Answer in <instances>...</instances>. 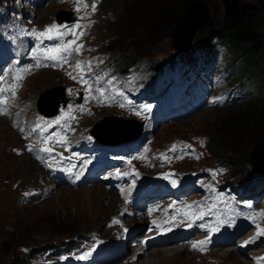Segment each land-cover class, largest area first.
Masks as SVG:
<instances>
[{
	"label": "rangeland",
	"instance_id": "374dc122",
	"mask_svg": "<svg viewBox=\"0 0 264 264\" xmlns=\"http://www.w3.org/2000/svg\"><path fill=\"white\" fill-rule=\"evenodd\" d=\"M3 1L0 0V3ZM11 1H13V5L5 17L4 24H6V27L2 28L4 33L0 44L1 47L7 48V52H3L2 55L3 57L8 56L10 62L3 69L21 63L18 64V68L26 65L27 70L31 71L32 74L27 79L21 80L17 87L12 86L8 91L10 94L7 95L9 96L7 101H11L12 105L8 104L11 109H6V122L4 121L1 124L4 129L0 130V264H46L41 258H46L50 252L35 257L38 250L46 247L50 249V245H54L59 241L64 243L75 242L77 237H83L92 232L104 233L112 218L117 217L124 207L122 201L119 200L121 203H118V208L110 211L113 205H108V201L114 199L116 195L107 190L102 183H95L91 185L94 186L91 188L103 190L106 193L103 194L104 198L91 197L89 202L84 199L85 194L89 193V189L71 183L77 182L88 171L86 170L80 177L76 174L77 167L84 159L98 160L92 152L93 147L79 139L80 131H78V127H80V122L78 120L80 117H84L80 128L85 131H81L83 136L86 132H90L101 119L121 115L118 112L122 107V101L120 100L115 99L117 104L113 105L111 103L112 106H108L106 109H101V105L93 107L90 100L93 98V92L96 93V89L100 88L95 85H101L102 82L105 84L108 81V86H111L113 82H117L115 78H111L116 65L120 70H116L114 76L123 77L124 74L120 75L121 71L131 66L130 68L133 67L131 70H134L133 75L138 74L145 77L149 66L155 70L156 66L154 65L162 66L165 63L167 64L170 59L178 57L176 55L179 51L173 47L170 38V34L176 25L167 37L163 35V38L154 46L148 56L137 58V56L129 53L122 60L117 61L118 54L114 52L115 47L106 51L102 44L107 41L109 29H113L111 26L113 12L121 11L125 4L126 7H129L131 0H89L87 3L86 0H80L79 4L77 0H63V2L61 0ZM254 4L261 12L260 33L264 40V0ZM92 5H95L94 11ZM208 6L212 18L211 22L225 17L223 5L219 0H216L215 6ZM77 7L80 8V11L76 10ZM19 8L21 12L25 11L22 13L23 17ZM106 9L108 10L107 16L104 14ZM69 10L77 18L74 25H65L58 28L57 32L50 33L51 39H48L47 36L37 39L32 31L33 29L37 33L43 32L46 25L51 26L55 23V19L60 13ZM21 20L25 21V28L17 27L20 25ZM76 25H79V27H76ZM203 29L194 35L192 42L188 45L189 47L194 45V39ZM81 33L83 34L81 35ZM164 33L167 34L166 31ZM67 39H76L83 46L78 52L70 50L65 57L58 55L55 59H48L47 57L52 56V51L49 50L58 48V44ZM86 52L89 53V58L85 55ZM225 56L226 53L223 54L222 52L219 69H216L215 66L211 69V91L215 95L229 96V88L232 92L234 89L231 86L235 85H241V90L244 92L247 89L249 91L252 82L249 76L243 75L242 71L244 70L242 65L245 59L242 60V56H235L231 61L228 57L229 59L226 61ZM204 60L205 55L198 59L197 66L190 68L185 74L199 69ZM136 61H139L138 64L135 63ZM77 63L80 65L79 68L76 67ZM37 64H39V67H37ZM257 64L256 73L261 71L264 60ZM235 67L237 71L232 72ZM227 69L232 72V79H226L223 85H218L217 79L222 76L221 70L225 71ZM3 75L4 71L0 75V80ZM183 75L179 78L181 79ZM86 77L89 81L83 80ZM5 85L13 84L10 80L6 83L0 81L1 89L5 88ZM65 87L70 91L71 103L68 107L49 121H41L42 119L35 118L32 111L36 110V103L40 102L42 93L51 90L59 94L61 88ZM79 93H82V102L76 105L75 102ZM161 95L160 103L155 99H142L134 102V109L138 110L136 114L141 119H146L145 123L148 125L153 140L152 146L158 150L156 152L164 153L167 156V164L165 160L155 162L153 169L157 170L158 173L162 172L163 169L171 172L166 178H160L164 193L168 197L182 201L188 195L194 197L213 193L208 181L212 180L213 177L218 178V171L214 166L217 162H223L228 167V171L220 175L225 180L224 182H228L230 176L237 171H240L239 176L243 177L245 173L254 169L250 162L247 166L240 168L241 159H237L233 154L230 155L218 150L213 151L210 145V142L213 144L227 138L228 125L239 120L245 111L246 104L250 101L248 97L221 108L204 107L191 117L170 121L166 119L162 112L163 104L168 98L164 94ZM145 107H152L153 111L146 110ZM159 113L160 119L157 115ZM70 118L77 121H72ZM77 122L79 123L77 124ZM15 123L19 129L18 133L12 128ZM108 125L116 124L108 123ZM27 126H33L32 133L29 134L23 131L22 127ZM105 127H107V124L100 126L99 130L105 129ZM25 134H28L27 137L30 139V143L23 141V137H26ZM139 134L140 129L137 128L125 135L112 137L110 143L116 144L122 140H129L138 137ZM242 137L245 147L253 144V147L249 149L250 158L251 152L257 143L264 140V135L255 138L251 132H244ZM187 143L194 147H188ZM81 148H85L87 153L80 152L84 156L77 158V153ZM43 149H50V152L43 151ZM202 153L204 158L197 160L196 158L200 157ZM146 161L151 164L154 162L151 159ZM143 162L140 163L141 166ZM207 167H214L215 171L212 170L208 173L205 170ZM261 170L257 172H261ZM192 172L196 173L195 176H191L193 180L189 179V173ZM216 185L219 189H222V183ZM174 188L179 190L175 191ZM30 192L34 195L31 199L26 195ZM229 201L230 204H233L231 200ZM253 202L254 200L249 201V203ZM259 202V206L264 205V193L261 195ZM257 215L255 223H260L263 226L264 210L259 218ZM133 217L135 216H132V220L136 221V217ZM137 225L141 227L136 226L135 230L144 228L143 222H137ZM247 227H250L251 230H247ZM253 227L249 223L240 224L229 235L236 239V234L238 235L246 229L241 236L242 239H234V241L224 243L226 248L212 249L206 255L191 253L187 248L179 245L174 249H169L170 247L155 249L148 245L147 249L143 248L142 253H147L149 250H152L151 252L158 250L159 252H166L167 255L158 252V255H149V257L138 263L264 264V234L252 239L251 245H255L254 248L251 246L242 250L237 247L238 244L243 242L246 244L247 240L254 237L252 236L254 235V232H252ZM118 232H120L119 228ZM113 235H116V233H113ZM141 236L137 235V237ZM221 239H224V237L220 236L213 239V245ZM139 246L142 247L143 245ZM182 248L187 249L188 253ZM174 252H177L175 256L173 255ZM66 255L68 253L55 257L54 261L49 262V264H57L59 261V264H71L72 260L63 259ZM130 256L132 257L133 253ZM118 263L130 264L127 259Z\"/></svg>",
	"mask_w": 264,
	"mask_h": 264
},
{
	"label": "trees",
	"instance_id": "16d2710c",
	"mask_svg": "<svg viewBox=\"0 0 264 264\" xmlns=\"http://www.w3.org/2000/svg\"><path fill=\"white\" fill-rule=\"evenodd\" d=\"M193 1L195 0H131L129 7L125 4L121 11L113 12V29H109L107 41L102 47L106 51L115 47L117 61L129 53L137 58L148 56L163 35L167 37L173 27L181 21L185 10ZM204 1L208 5H216V0ZM258 2L260 0H242L234 18L223 17L211 22L194 39L195 46H192L211 49L215 45H221L226 49V61L229 58L231 61L235 56L245 59L242 71L243 75L250 77L252 85L249 92L253 97L246 104L239 120L228 125L227 138L213 144L210 142L213 151L233 154L237 159H241L240 168L248 165L249 149L253 147V144L245 147L242 137L244 132H251L255 138L264 135V65L259 74L256 73L257 63L264 60V40L260 33L262 17L259 8L254 4ZM104 14L107 16V9ZM155 66L156 69L160 67L158 64ZM233 71L236 72L237 68H233ZM239 175L240 171L233 174ZM245 176L240 178H246Z\"/></svg>",
	"mask_w": 264,
	"mask_h": 264
},
{
	"label": "water",
	"instance_id": "95a60500",
	"mask_svg": "<svg viewBox=\"0 0 264 264\" xmlns=\"http://www.w3.org/2000/svg\"><path fill=\"white\" fill-rule=\"evenodd\" d=\"M219 1L223 5L224 16L227 18H234L239 10L241 0H219ZM209 12H210V8L204 0L193 1L185 10V13L181 21L177 23L176 26L174 27L173 31L170 34V38L171 40L174 38V34L177 31V29L180 28L181 31L180 26L182 24L185 25L191 24V21H193L194 28L189 30V32H186L184 31L185 27H183L182 31L180 32V35L182 33L186 35L184 37L187 39L186 44L185 46H183L184 48L177 49V47L174 45L176 42H174L172 43L173 47L176 48L178 51L187 50L189 47L188 45L192 42L194 35L211 23L212 18ZM57 20L59 23L71 21L70 18L64 17L62 15H60V17H58ZM63 91L64 88H61L60 95L54 93L51 90H47L44 93H42L41 100L38 104L39 112L45 117H50L55 115L60 103L63 102V98H64L62 94ZM42 103H44V105ZM101 123L103 122H100V124ZM91 134L94 135V133ZM249 162L252 165V167L255 168L257 171L258 170L260 171L262 168L264 169V140L257 143L255 148L252 150L249 158ZM263 169L261 170V172L263 171Z\"/></svg>",
	"mask_w": 264,
	"mask_h": 264
},
{
	"label": "bare ground",
	"instance_id": "6f19581e",
	"mask_svg": "<svg viewBox=\"0 0 264 264\" xmlns=\"http://www.w3.org/2000/svg\"><path fill=\"white\" fill-rule=\"evenodd\" d=\"M181 31H182V29H183V27H185L184 28V31H186V32H189V30H191L192 28H194V26H193V21H191V24H187V25H185V24H182L181 26ZM190 28V29H189ZM180 28L179 29H177V31L175 32V34H174V38L172 39V43H174V42H176L174 45L177 47V49H179V48H184L183 46H185V44H186V38H184L186 35L185 34H181L180 35ZM178 41H177V40ZM48 71V70H47ZM46 71V72H47ZM9 93V92H8ZM10 94V93H9ZM59 95H60V93H59ZM0 98H1V94H0ZM45 101V100H44ZM43 105H44V103H42ZM4 104H1L0 103V112H4ZM88 115V114H87ZM94 115V114H93ZM92 115V116H93ZM94 117V116H93ZM92 120V119H91ZM6 122V117H2V115L0 116V130H3L4 128L2 127V123L3 122ZM108 123H114V124H118V123H116V122H114V121H107V122H105L104 124H107L108 125ZM118 125H120L121 127H124V126H122V124H118ZM126 125H128V127H125V128H120V129H117V130H111V129H109V131H107L106 130V127H105V129H100L101 131V133H103V134H105L106 136H107V138H112V137H114V136H119V135H125V134H127V133H129V132H133V130L134 129H136V126L135 125H132V123H129V124H126ZM84 127V126H83ZM83 129V128H82ZM21 130V129H20ZM104 130H106V132H103ZM16 132V131H15ZM98 132H99V130H98ZM17 133V132H16ZM23 134V133H22ZM19 135V134H18ZM17 135V136H18ZM25 136V135H24ZM21 137V136H20ZM13 138H14V135H13ZM24 138V137H23ZM19 140V139H18ZM17 140V141H18ZM24 148V147H23ZM12 150V149H11ZM263 165V164H262ZM256 168H258V167H256ZM91 187H94V186H90V187H87V189H89V193H87V194H85L86 196H84V199H85V201H87V202H89L90 201V199H91V197L92 198H99V197H103V194L105 195L106 193H104V191L102 190H100V189H93V188H91ZM107 197H108V194H107ZM104 198V197H103ZM119 200L120 201H122L118 196H116L114 199L112 198V199H110L108 202H109V204L108 205H113L112 206V209L110 210V211H114V209H116V208H118L117 207V205H119L118 203H121V202H119ZM122 203H123V201H122ZM122 206V205H121ZM117 212V211H116ZM136 213H134V215H135ZM112 215H114V214H112ZM116 215V214H115ZM133 215V216H134ZM118 216V215H117ZM115 217V216H114ZM133 218H135V217H133ZM129 222V221H128ZM150 223V225L148 226V227H144V228H141V229H139V228H137V230H135L134 228L136 227V226H138V227H141V226H139V225H137V222L136 221H131V223H130V225L128 226V229H129V231H133V230H135V234H133V236H132V241H133V243H134V246H133V243H131L129 246H128V248H127V251H129L130 253L129 254H132L133 253V258L131 257V256H129V257H127L126 259H127V262L128 263H130V264H136V263H140V262H142V260H144L145 258H147V257H149V255H151V256H155V255H158V250H155V251H153V252H151L152 250H149L147 253H142V251H144L143 250V248H145V249H147L148 248V245L151 247V248H155L157 245H158V239H157V236H156V232H154V236H150L149 234H148V232L153 228V226H154V224L152 223V222H149ZM141 224V223H140ZM107 227V226H106ZM145 228H147V232H145V235L143 234L141 237H137V235H139L140 236V232H142V230L143 229H145ZM118 229V228H117ZM144 238V239H143ZM185 238H181V237H175L174 239H172L171 241H169L167 244V247L165 246V247H157V248H155V249H158V248H168V247H170L169 249H174L176 246H177V242H182L183 240H184ZM136 241H137V243H136ZM138 241H140V242H138ZM148 241H150L149 242V244H148ZM143 245L142 247L141 246H139V245ZM183 248H186L187 247V245L186 246H182ZM182 248V249H183ZM183 250H186V252L188 253V250L187 249H183ZM176 253L177 252H174L173 253V255L175 256L176 255ZM136 254V255H135ZM159 254H164V255H167L166 254V252H159ZM137 257V258H136ZM132 261H134V263H132ZM138 263V264H139ZM116 264H118V263H116Z\"/></svg>",
	"mask_w": 264,
	"mask_h": 264
},
{
	"label": "snow or ice",
	"instance_id": "6c2138e0",
	"mask_svg": "<svg viewBox=\"0 0 264 264\" xmlns=\"http://www.w3.org/2000/svg\"><path fill=\"white\" fill-rule=\"evenodd\" d=\"M61 2H63V0H61ZM77 3L79 4L80 3V0H77ZM92 7H93V11L95 10V5H92ZM77 11H80V8L79 7H77V9H76ZM76 27H79V25H76ZM57 30H58V25L57 24H52L50 27H48V28H46L43 32H36L35 31V29H33L32 31H33V33L36 35V37H37V39H41V38H43V37H45V36H47V38L48 39H51L52 38V36L50 35V33H54V32H57ZM83 33H81V35H82ZM79 47H82V46H78L76 49H75V51H79ZM49 51H61V52H65V53H67V52H69L70 51V48H69V46H61L60 48H53V49H50ZM48 59H55V57H53V56H49V57H47ZM37 67H39V64H37ZM76 67L77 68H79L80 67V65L77 63V65H76ZM16 78H18V77H16ZM81 82H84V81H81ZM3 91H6V89H0V92H3ZM0 103H6V101H0ZM57 122H59V121H57ZM29 150H31V149H29ZM174 150V149H173ZM43 151H49L50 152V149H43ZM261 234H264V232H258L257 233V235H261ZM207 244V241H199V242H197L196 244H193L192 245V247H193V249H200V250H203V248H204V246ZM85 258V256H81L80 257V259H84Z\"/></svg>",
	"mask_w": 264,
	"mask_h": 264
}]
</instances>
